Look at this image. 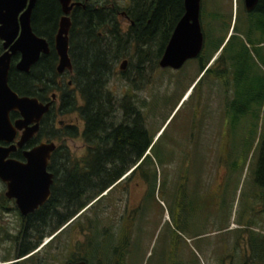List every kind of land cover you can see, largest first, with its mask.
Returning a JSON list of instances; mask_svg holds the SVG:
<instances>
[{
	"label": "flooded vegetation",
	"instance_id": "flooded-vegetation-1",
	"mask_svg": "<svg viewBox=\"0 0 264 264\" xmlns=\"http://www.w3.org/2000/svg\"><path fill=\"white\" fill-rule=\"evenodd\" d=\"M145 2V11L142 8L140 10L139 7H142ZM152 4L153 0L142 2L141 0H69L66 5H63L60 0H0V33L2 35L0 37V80L3 79V71L7 69L5 85L18 99L33 100L39 107L48 105L45 113L40 116L33 114L26 120L22 110L12 108L8 111L10 131L0 137V147L11 148L6 160L25 163V153L42 143L55 145L46 167L47 172L53 175L49 189L50 196L32 213L26 216L21 215L15 200L6 197V186L0 181L3 184V190L0 192V221H3L9 212H14L18 217V223L13 228L17 232L11 238L18 237L21 225L37 217L41 211L46 212L47 205L51 209L56 208L58 202L56 171L60 168L59 160L64 158L57 153L61 149L69 151L65 145L66 140L74 141L75 137H81L84 140L86 122L81 109L86 106V101L76 85L79 72L76 71L75 66L85 64L81 59L84 57L83 52L88 41H91L95 48L94 56L101 68L99 110L101 126L98 130V147L103 177L105 170L111 165H119L121 162L127 165L136 159L137 150L132 145L128 146L127 141L138 135L148 140L155 139L159 131L155 135H150L148 122L157 121L165 98L174 89L177 81L182 79L184 73L188 74L185 79L191 74L195 77L183 90L178 98V104L180 102H183V105L187 104L196 88L200 87L201 92L188 111L186 120L188 128L193 132L196 131V138L194 135L190 136L188 143L180 140L178 146L185 142L186 146L192 144V147H197L199 126L204 127L200 130V141L216 143L220 140L216 138L218 127L225 129L233 124L234 73L227 68V89L224 91L222 80L218 79V74L215 75V72L222 69L221 65L219 68L216 64L219 55L214 58L215 53L204 60L207 53L203 44L199 55L194 59L186 60L180 68H163L160 66V61L174 28L167 41L159 44L157 49H154L153 43L148 41L141 43L128 41L130 36L134 35L133 17L148 14ZM244 12L251 11L244 9ZM64 18L69 25L66 45L69 67L60 69L57 35ZM209 70L211 73L208 75ZM165 87L171 89L166 90ZM2 105L3 98L0 97V120L4 110ZM79 119L83 123L80 133L78 132ZM33 128H36V131L32 135L29 134L25 140L27 131ZM71 130L72 134L69 133ZM153 143L154 141H151L150 147ZM150 147L145 154H149ZM82 148L85 151L83 156H85L90 146L84 141ZM70 156L74 158L73 154ZM164 158L166 161L176 159L178 162L183 157L170 154L167 158L165 154ZM110 161L113 163L111 164ZM135 167L110 185L105 190L106 194L112 189H115L114 194H117L119 190L130 194L132 188L138 184L137 181L132 184L138 175L137 172L132 171ZM175 174L178 176L169 177L176 188L173 191L171 187V191L179 192L182 189V181L190 176L182 172ZM258 188L264 198V183L258 184ZM106 194H102L101 197ZM125 211H128V207ZM46 218L47 214L44 215V219ZM39 221L40 217L35 222ZM43 221L45 220L42 219L40 223ZM18 224H20L19 227ZM21 238H17L18 243Z\"/></svg>",
	"mask_w": 264,
	"mask_h": 264
},
{
	"label": "rangeland",
	"instance_id": "rangeland-1",
	"mask_svg": "<svg viewBox=\"0 0 264 264\" xmlns=\"http://www.w3.org/2000/svg\"><path fill=\"white\" fill-rule=\"evenodd\" d=\"M236 12L245 15L242 0H201L200 21L206 40L207 36L212 41L222 38L219 21L211 18L214 14L221 15L231 25V17ZM240 36L244 37L243 34ZM258 38L257 45H248L245 63L249 81L254 80L257 85L264 84V36ZM212 41L207 45L204 37L207 53L204 60L213 55L216 44ZM159 44L154 41V49ZM187 75L184 73L168 93L157 121L148 122L150 135L159 131L154 139L156 151L160 154L165 152L167 158L170 154L182 156L180 160L189 163L190 178L182 181V189L179 192L170 191L171 187L173 191L176 188L169 177L178 176L175 173L179 172L177 168L181 164L176 159L167 161L165 181L158 177L154 194L150 193L153 180L137 175L132 184L136 181L138 184L130 194L121 190L115 195L112 192L102 212H90L87 219L80 220L85 230L81 231L77 225L73 229L70 227L72 230L60 235L59 242L57 240L51 247L53 258L49 261L46 258L41 264H67L86 256L89 258L87 264H104V255L113 257V249L118 246L122 248L119 264H245L248 259L249 264H264V198L255 180L260 149L258 143L264 131V102L256 107L254 115L250 114L225 129L219 126L216 138L220 140L216 143H202L200 130L204 127L199 126L197 147H192V144L186 146L185 142L178 146L180 140L188 143L190 136L196 138V131L188 128L186 120L201 88L195 89L187 104H178L183 90L195 77L191 74L185 79ZM78 128L80 133L83 129L81 119ZM65 142L74 158L83 157L84 140L81 137ZM2 190L0 182V192ZM97 218H100L99 222H96ZM17 223L18 217L14 212H9L0 221V264L13 263L2 261L13 258L15 253L16 241L11 236L17 232L13 229ZM90 223L96 225L98 234L102 233L99 239H95L96 242H105V245L109 244L106 239L112 242L109 251H98L99 263L93 260V256L90 258L91 251L88 252L85 247L95 228ZM121 235H126L124 241L120 240ZM49 240L50 237L45 238L38 250Z\"/></svg>",
	"mask_w": 264,
	"mask_h": 264
},
{
	"label": "trees",
	"instance_id": "trees-1",
	"mask_svg": "<svg viewBox=\"0 0 264 264\" xmlns=\"http://www.w3.org/2000/svg\"><path fill=\"white\" fill-rule=\"evenodd\" d=\"M142 1L143 0H141V2ZM140 8L145 11L146 2L143 3L142 7H139V9ZM183 12V0H153L151 10L148 14L136 15L133 17L134 35H131L128 41H136L138 43L145 41L154 43V41H158V43H165ZM211 18H215L219 21L218 29L223 30L222 38L218 41L215 39L212 41L207 36L206 40L205 31H202L206 44H210L211 41L216 44L212 54L217 53L223 46L216 60V64H218L219 68L221 65L222 69L221 71L215 72V75L218 74V79L222 80L224 91L227 89L226 76L228 75V66L234 73L232 85L234 93L232 111L233 123H236L239 120H244V118L250 114L254 115L256 107H259L264 102V84L257 85L254 80L250 82L245 68V63L248 59V45H257L259 42L258 36H264V0H259L255 8L251 12L245 13V15H243L242 12H236L235 16L232 15L231 25L230 21L224 20L219 14H214ZM148 20L149 23H147ZM91 30L92 29H90V31ZM241 34H243V38L240 36ZM108 35L114 34L111 33ZM83 53L84 57L81 61L85 64H76L75 69L79 72V79L76 82L77 88L86 101V106L82 108L81 111L83 112L82 116L86 122V130L83 137L84 141L90 146L89 152L81 158H71L69 151L66 149H61V151L57 153L64 158L59 160L60 168L56 171V186L58 189V202L56 208L51 209L47 205L46 212L41 211L37 217H33L28 223H22L23 225H21L18 233V237H22L21 241L18 243V237L14 238L16 241V244H14L16 245L14 248L16 252L13 258L3 259L2 262L4 263L41 264L46 261V258L48 261L51 260L53 258V255H51V247L54 243H57V240L59 242V236L69 229L72 230L74 225H77L80 227L81 231H84L85 228L80 223V220L87 219V215L90 212H97L99 214L106 208L105 202L109 198V195H112L114 190H110L105 196L101 197V195L110 185L116 182L121 175L125 174L131 168L136 166L132 170L133 172H137L142 178L153 180L154 184L152 185L151 194H154L157 190L156 180H158L159 176V179L162 178L161 180L165 181L163 177L167 170V161L164 158V150V153L159 150L162 153L160 154L156 151V142L150 147L151 141L154 140L145 139L140 135L127 141L128 146L132 145V147L136 148V159L127 165H125L124 162H121L119 165H111L110 168L105 170V176L103 177L98 147V130L101 126L99 112L101 101V68L96 60V56H94L95 48H93L91 41H88ZM210 73L211 71L209 70L207 74L209 75ZM139 130H141L140 125ZM258 145L260 149L255 180L257 185H261L264 183V131ZM149 147V154H145V151ZM110 162L111 164L113 163L112 161ZM178 163H181L179 168H177L179 172L188 173L191 171L189 163L184 161H178ZM184 169H187V171ZM91 203L93 204L85 210ZM45 214H47L46 219H44ZM93 216L96 215L94 214ZM39 217L40 221L35 222L39 220ZM42 219L45 221L40 223ZM99 221L100 218H97L96 222ZM37 224H39V226H37ZM90 225L95 226L93 236L88 240L87 246L84 244L82 245L87 248L88 252L91 251L90 258L93 256V260L98 262V251L103 249L109 251L112 242L109 239H106L109 242L108 245H105V242H96L95 239H99L102 233L98 234L95 224L90 223ZM70 227H72V229ZM107 236L112 237V235L109 234ZM47 237H50V240L38 250ZM121 237V241L126 239V235H121ZM121 251L122 248L118 246L113 249V257H108V254L104 255V258H102L104 259V264H119L120 258H122ZM86 260H89L87 256L85 259H73L69 262H86ZM245 264H249V259L245 261Z\"/></svg>",
	"mask_w": 264,
	"mask_h": 264
},
{
	"label": "water",
	"instance_id": "water-1",
	"mask_svg": "<svg viewBox=\"0 0 264 264\" xmlns=\"http://www.w3.org/2000/svg\"><path fill=\"white\" fill-rule=\"evenodd\" d=\"M60 1L63 5H66L69 0ZM258 1L242 0V3L246 11H252ZM183 7L184 14L175 25L160 61V66L163 68L178 69L186 60L194 59L198 56L203 49L204 33L200 21L201 0H183ZM68 28L69 25L66 19H62L60 31L57 35L60 69L69 67L66 57ZM0 37H2L1 33ZM222 47L215 54L214 58L219 55ZM6 71L7 69L3 71V79L0 80L2 84L0 97L3 98L2 110L4 109L0 120V137L8 134L10 131L7 114L12 108L22 110L25 120L33 114L40 116L48 110V105L39 107L33 100L18 99L5 85ZM35 131L36 128L27 131L25 140H27L29 134L32 135ZM54 149V144L42 143L25 153L26 162L20 163L14 160H6L11 148L5 149L0 147V181L6 186V197L15 200L19 213L23 216L32 213L37 207L43 205L50 196L49 189L52 185L53 175L47 172L46 167L49 156ZM67 264H86V262L77 261Z\"/></svg>",
	"mask_w": 264,
	"mask_h": 264
}]
</instances>
